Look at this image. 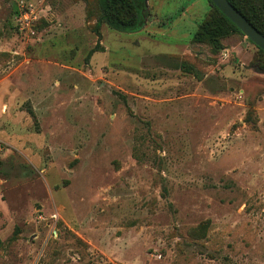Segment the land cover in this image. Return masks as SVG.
Segmentation results:
<instances>
[{
	"label": "rangeland",
	"instance_id": "1",
	"mask_svg": "<svg viewBox=\"0 0 264 264\" xmlns=\"http://www.w3.org/2000/svg\"><path fill=\"white\" fill-rule=\"evenodd\" d=\"M148 5L0 0V264H264V54Z\"/></svg>",
	"mask_w": 264,
	"mask_h": 264
},
{
	"label": "trees",
	"instance_id": "2",
	"mask_svg": "<svg viewBox=\"0 0 264 264\" xmlns=\"http://www.w3.org/2000/svg\"><path fill=\"white\" fill-rule=\"evenodd\" d=\"M148 0H97L98 16L93 30L100 36L104 23L109 29L128 32L140 29L147 18ZM260 33L264 35V0H228ZM209 8L190 39L191 44L207 43L215 51L221 40L232 32H242L210 0ZM97 47V45L95 46ZM264 54V51L256 46ZM184 66V64H182Z\"/></svg>",
	"mask_w": 264,
	"mask_h": 264
},
{
	"label": "water",
	"instance_id": "3",
	"mask_svg": "<svg viewBox=\"0 0 264 264\" xmlns=\"http://www.w3.org/2000/svg\"><path fill=\"white\" fill-rule=\"evenodd\" d=\"M255 46L264 51V35L260 33L228 0H210Z\"/></svg>",
	"mask_w": 264,
	"mask_h": 264
},
{
	"label": "crops",
	"instance_id": "4",
	"mask_svg": "<svg viewBox=\"0 0 264 264\" xmlns=\"http://www.w3.org/2000/svg\"><path fill=\"white\" fill-rule=\"evenodd\" d=\"M148 1H149V0H148ZM148 1H147V6H148V8H149Z\"/></svg>",
	"mask_w": 264,
	"mask_h": 264
}]
</instances>
